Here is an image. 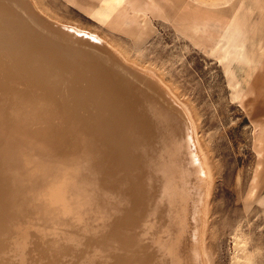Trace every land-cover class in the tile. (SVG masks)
<instances>
[{
	"label": "bare ground",
	"instance_id": "bare-ground-1",
	"mask_svg": "<svg viewBox=\"0 0 264 264\" xmlns=\"http://www.w3.org/2000/svg\"><path fill=\"white\" fill-rule=\"evenodd\" d=\"M149 72L33 0H0V264H204L206 156Z\"/></svg>",
	"mask_w": 264,
	"mask_h": 264
},
{
	"label": "rangeland",
	"instance_id": "rangeland-1",
	"mask_svg": "<svg viewBox=\"0 0 264 264\" xmlns=\"http://www.w3.org/2000/svg\"><path fill=\"white\" fill-rule=\"evenodd\" d=\"M33 2L51 19L96 35L176 94L208 165L201 179L204 264H236L237 252L264 264V0ZM144 9H151L145 17ZM191 23L204 28L195 33ZM237 236L246 240L240 248Z\"/></svg>",
	"mask_w": 264,
	"mask_h": 264
},
{
	"label": "water",
	"instance_id": "water-1",
	"mask_svg": "<svg viewBox=\"0 0 264 264\" xmlns=\"http://www.w3.org/2000/svg\"><path fill=\"white\" fill-rule=\"evenodd\" d=\"M34 17V16H36V15H32L31 14V17ZM36 18L37 19H35V17H34V19L37 21V23L40 21V19L41 20H43L44 18H43V16L41 17V16H36ZM44 21V20H43ZM65 23V22H64ZM67 24V23H66ZM69 24V23H68ZM70 26H72V25H74V24H69ZM48 31H52L53 33H51L53 36H50V35H48L47 37H53L54 39H56L57 37H55V34H56V36H59V35H62V36H67L66 35V32L63 30V29H61L59 26L58 27H56V28H46ZM55 33V34H54ZM58 34V35H57ZM50 39V38H49ZM74 39V38H73ZM75 41H77V42H75L77 45H78V47L82 50V51H88V50H92V51H94V50H97V47L98 48H102V46L101 47H99L98 45H95V44H93V39H87V38H81V39H79V38H77V39H74ZM58 42V41H57ZM64 44V43H63ZM62 44V45H63Z\"/></svg>",
	"mask_w": 264,
	"mask_h": 264
}]
</instances>
